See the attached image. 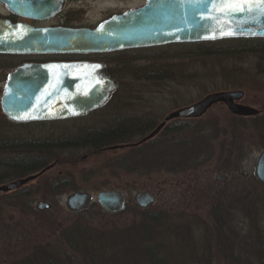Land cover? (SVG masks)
I'll list each match as a JSON object with an SVG mask.
<instances>
[{
    "label": "rangeland",
    "instance_id": "rangeland-1",
    "mask_svg": "<svg viewBox=\"0 0 264 264\" xmlns=\"http://www.w3.org/2000/svg\"><path fill=\"white\" fill-rule=\"evenodd\" d=\"M99 11V7H87L85 18L78 19L97 23L104 19L96 18ZM224 44L240 45L235 41ZM249 48L235 50L240 51L237 54L208 55L195 45L169 43L110 52L101 59L108 63L118 86L104 106L79 117L50 123L14 126L0 119V142L11 141L17 145L0 148V164L6 165L0 166L1 174H8L7 163L13 158L56 162L55 167L35 183L0 196V264H62L63 254L74 260L70 255L74 253L67 252L70 250L64 243L58 244L62 242L58 237L63 229L72 226L82 229L85 236L128 229L134 237L143 235L144 246H154V256L167 258L175 264H258L261 259L264 261V187L252 179L257 158L264 150L262 120L247 122L256 134L249 145L244 144L246 150L241 157L236 155L230 127L233 117L246 116L232 113L224 103L214 104L198 118L173 119L150 139L156 140L159 149L179 142L189 161L182 160L191 166L196 163L194 157L190 159V152L196 149L197 129L208 127V132L215 134V138H211V150L215 152L199 168L198 174L191 170L189 175L173 173L164 164L150 170L142 163L133 170L118 165L136 159L132 149L150 140L136 143L150 134L168 114L199 102L208 94L243 90L240 102L262 109L264 53L251 52ZM40 58L5 54L0 57V79L19 63ZM129 118L137 119L133 131L140 134L133 136L131 133L129 142L128 136L125 137L127 142L123 143H127V147L98 151L79 145L59 149L51 146V142L76 140L88 130L128 123ZM179 126L185 129L177 131ZM36 143L50 145V148L45 151ZM231 150H234L232 154ZM178 154L181 157V153ZM245 182L256 192L245 190ZM120 184L124 188L116 186ZM114 188L125 191L127 205L120 212L110 213L97 202L96 194ZM147 190L154 194L155 202L142 208L136 202V194ZM75 191L93 194L94 202L86 211L75 212L67 207V196ZM25 193L30 197H23ZM40 200L49 202L51 207L39 210ZM219 200L222 216L227 219L218 228L228 236L215 227L211 207ZM144 229L153 231L151 241L145 237ZM254 234L258 240L256 244ZM85 236L82 237L87 238ZM143 245L140 243L139 247ZM54 246L57 253L52 249ZM48 249L55 255L51 263L44 253ZM75 259L74 264L82 263L77 257Z\"/></svg>",
    "mask_w": 264,
    "mask_h": 264
},
{
    "label": "water",
    "instance_id": "water-1",
    "mask_svg": "<svg viewBox=\"0 0 264 264\" xmlns=\"http://www.w3.org/2000/svg\"><path fill=\"white\" fill-rule=\"evenodd\" d=\"M62 1L7 2L14 11L24 16L45 20L61 7ZM228 2L231 0H147L144 6L103 20L96 27H38L0 18V53H105L169 43L264 38V13L258 8L252 12H240L213 7ZM117 86V80L110 76L103 61L26 62L9 74L1 106L7 117L15 121L66 119L104 106ZM243 97V90L208 94L199 102L168 114L136 145L154 138L171 120L201 117L218 102L226 104L237 115L259 114L260 109L240 102ZM126 146L117 144L111 148ZM36 177L37 174H34L15 180L9 187L20 188ZM255 177L264 184V150L257 158ZM96 200L110 213L120 212L127 205L125 191L117 188L98 191ZM93 202L94 196L88 191H75L66 200L67 207L75 212L88 209ZM136 202L140 207L147 208L155 202V196L149 190L140 191L136 194ZM50 207L51 204L44 200L37 203L39 210Z\"/></svg>",
    "mask_w": 264,
    "mask_h": 264
},
{
    "label": "trees",
    "instance_id": "trees-1",
    "mask_svg": "<svg viewBox=\"0 0 264 264\" xmlns=\"http://www.w3.org/2000/svg\"><path fill=\"white\" fill-rule=\"evenodd\" d=\"M229 41H235L240 43V45L234 46L229 45L226 46L224 42ZM181 45L184 44H191L195 45L197 49H202V52H205L208 55L223 53V54H237L240 51L235 50H242L244 47H250L251 52L256 53H264V38L262 37H256V38H230V39H221V40H215V41H201V42H192V43H178ZM218 48H221V50H217ZM224 48V50L222 49ZM234 49V50H233ZM260 113L254 116H246V117H239L235 116L233 117L232 123H231V136L233 139V146L237 147L238 155L241 157V154L246 150L244 148V144L249 145L250 141H252V138L254 137V131L252 132L251 127L247 125V122H262L260 124H264V107L260 109ZM242 124L240 127L239 124ZM137 127V119L136 118H129L128 123L122 124L118 123L114 126H109L102 129H95V130H88L83 136L80 138H76V140H69L65 142H59L54 143L51 142V146L54 147V149L63 148L65 146H72V145H79L84 147L93 148L95 150L101 151V148L108 145H115V144H121L123 142H127L125 137L128 136V142L130 141L131 133H133V136L135 133L133 129H136ZM171 127V126H170ZM169 127V128H170ZM185 129L184 126H179L177 131ZM243 129V130H242ZM197 140L195 142L196 149H193L190 154L192 155L190 159L192 160L193 157L195 158L196 163L189 166L185 162H188L189 160L186 157V153H183L185 150L181 149L179 142H174V144L167 145L164 148L159 149L158 145L156 144V140H150L149 142H146L142 146L133 148V152L136 154V159L125 160L124 164H120L121 166H126L125 168L128 169H135L138 167L139 163L143 164V167L145 169H155L161 166L160 164L166 165L168 168V171L170 172H176L183 175H189L190 170L191 172L196 171L194 173H199V168L205 164V161L207 158L215 152V150H211V138L214 137V133H209L208 130H210L208 127H200L197 129ZM128 131V133H127ZM128 134V135H127ZM229 135V132L228 134ZM225 135V136H226ZM210 141V142H209ZM35 144V143H34ZM37 144V143H36ZM50 144V143H47ZM54 144V145H53ZM38 147L41 146L40 143L37 144ZM238 145V146H237ZM264 147V144L262 145ZM44 147V146H43ZM241 147V148H240ZM45 148V147H44ZM145 148H148L149 150L146 151ZM168 148H172L171 151H169ZM236 149V148H235ZM240 149V150H239ZM144 150V151H143ZM182 150V151H181ZM181 153V157H179L178 153ZM234 150L229 151L230 154H232ZM178 154V155H177ZM185 155L184 157H182ZM194 155V156H193ZM178 156V157H175ZM179 158V159H177ZM185 162H183V160ZM55 160V159H54ZM53 160V161H54ZM202 160V161H201ZM20 175H25V170H30L31 172L39 170V165L37 160H26L22 158L20 160ZM198 161V162H197ZM188 165V166H187ZM31 166V168H30ZM36 166V168H33ZM229 170V169H228ZM236 171V170H235ZM238 173V170H237ZM255 180V183H260L256 177L252 178ZM63 185L67 184V182H62ZM119 184V183H118ZM247 185L248 182H245ZM261 184V183H260ZM118 187L120 185H116ZM261 186L264 187L263 184ZM120 188H124L123 184ZM245 190L252 189L249 187V185L244 186ZM79 189V188H78ZM75 189V190H78ZM251 191H255V189H252L248 191L251 193ZM256 192V191H255ZM255 195V194H254ZM253 195V197H255ZM23 197H30L28 193H25V195H22ZM25 206V205H24ZM220 200L219 202L213 203L211 207L212 214L215 218V227L216 230L222 232L223 234H226L223 232L224 230H220L218 227L223 224L224 219H227V216H222V213L220 211ZM86 211V210H85ZM247 211V210H246ZM230 212V211H229ZM249 213V212H248ZM153 229V228H152ZM128 231V229H126ZM83 230L78 228L75 229L72 227L67 228L66 230L63 229L62 235H60L58 238L64 243L66 247L70 250L67 252H72L74 254H70L74 260L75 257L78 258V262H82L81 264H175L172 260H168L167 258L162 257H156L154 256V246L152 247L150 244L149 246H144V238L143 235H141V238L134 237V233L130 231L125 232H102L98 233L97 235H89L85 236L82 235ZM146 231V238L150 241L152 240L151 236H154L153 231L150 229H144L143 232ZM258 231V230H256ZM255 231V232H256ZM58 235V233H57ZM87 235V233H86ZM227 235V234H226ZM87 238H83V237ZM228 236V235H227ZM256 234L253 235L254 243L256 244ZM230 237V236H229ZM220 238H223V235H221ZM84 239V240H83ZM230 239V238H227ZM258 241V240H257ZM142 244L143 247L140 248L139 244ZM53 251L57 249L55 246L52 247ZM46 254V259L48 257V262L51 263L53 261V257L55 255L52 254V250L48 249L44 252ZM74 260L69 255H64L62 258V264L65 262L68 264H74ZM179 263V262H178ZM181 264V263H179ZM258 264H264V261L261 259L260 263Z\"/></svg>",
    "mask_w": 264,
    "mask_h": 264
},
{
    "label": "flooded vegetation",
    "instance_id": "flooded-vegetation-1",
    "mask_svg": "<svg viewBox=\"0 0 264 264\" xmlns=\"http://www.w3.org/2000/svg\"><path fill=\"white\" fill-rule=\"evenodd\" d=\"M8 0H0V18L8 19L13 23H18V22H26L28 24L38 26V27H44V26H64V27H72V28H81V27H96L100 22L103 20H106L108 18H113L117 15H123L128 13L129 11L138 9L142 6H144L147 3V0H63L61 7L50 17L49 19L45 20H36V19H31V17H27L22 15L19 12L14 11L10 5L7 2ZM15 1V0H13ZM90 6H96L100 8L99 14L96 18H104L97 23H89V22H84L78 18H85V11L87 7ZM134 49V48H131ZM128 50V49H124ZM123 51V50H120ZM119 52V51H115ZM108 53H89V54H77V53H65V54H38L37 56H41L40 59H33L30 62H48V61H103L107 64V69L110 74V76L114 79H116L111 73L110 69L108 66V63L101 58H104L103 56H106ZM5 54L0 53V57H3ZM90 55H99L100 57H94V58H88L87 56ZM29 62V61H25ZM23 62V63H25ZM19 63L18 66L14 69L16 70L21 64ZM13 70V71H14ZM12 72V71H11ZM10 72V73H11ZM5 78L0 79V92H1V98H0V105H1V100L2 96L5 91V86L6 82L8 80L9 74ZM222 103V102H218ZM216 104V103H215ZM0 119L2 121L7 120V122L11 125L14 126H19L21 124L26 125L29 123L33 122H41V123H50L53 121H61V120H68L71 118H66V119H56V120H40V121H29V122H20V121H15L7 117V115L4 113L2 106H1V111H0ZM3 124V123H2ZM14 141V140H12ZM7 144V145H6ZM127 144V143H125ZM4 146H11L12 148L17 147L14 142H7L3 143L2 141L0 142V148H4ZM45 147V151H47V148L50 146L48 145H42L39 146L40 148ZM20 147V146H19ZM127 147V146H126ZM50 148V147H49ZM111 148V145L104 146L101 148V150H109ZM22 158H13L11 162L7 163L8 167V174H3L0 173V196L3 195H9L11 193H14L16 190H20L22 188H25L33 183H35L43 174H45L47 171L51 170L53 167H55L56 162H49V163H42L41 161H38L37 159L33 158H27L28 160H37L39 165V170L31 172L30 170H25V175L22 176L20 175V160ZM26 159V158H25ZM54 164L51 168H48L50 165ZM4 168L6 165H1ZM31 168V166H30ZM33 168H36L34 166ZM45 168H48L46 171ZM37 174V177L26 184H24L20 188L16 189H10L9 185L10 183L14 182L15 180L21 179V178H27L31 175Z\"/></svg>",
    "mask_w": 264,
    "mask_h": 264
},
{
    "label": "snow or ice",
    "instance_id": "snow-or-ice-1",
    "mask_svg": "<svg viewBox=\"0 0 264 264\" xmlns=\"http://www.w3.org/2000/svg\"><path fill=\"white\" fill-rule=\"evenodd\" d=\"M213 7H219L221 10L229 9L240 12H252L254 8H258L262 13H264V0H231V2L222 3L219 6L213 5Z\"/></svg>",
    "mask_w": 264,
    "mask_h": 264
}]
</instances>
